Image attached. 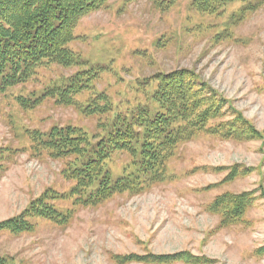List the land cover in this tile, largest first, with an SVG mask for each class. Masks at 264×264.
Masks as SVG:
<instances>
[{"label": "rangeland", "instance_id": "1", "mask_svg": "<svg viewBox=\"0 0 264 264\" xmlns=\"http://www.w3.org/2000/svg\"><path fill=\"white\" fill-rule=\"evenodd\" d=\"M194 1L109 0L75 29L69 49L81 66L44 64L22 83L0 90V223L48 191L68 195L53 202L61 223L33 217L31 230L0 229V257L13 264H163L139 257L189 253L204 259L200 264H264V139L198 134L178 146L163 181L97 207L75 204L74 182L63 176L69 159L32 149L36 130L70 126L97 141L116 117L158 110L153 78L182 69L226 99L223 120L239 112L264 135V0L234 2L218 15L200 14ZM90 69L97 78L75 105L47 97L77 71ZM106 162L113 179L131 171L127 153ZM237 165L249 174L227 182ZM223 167L230 168L218 170ZM245 192L254 194V204L243 221L219 228L220 216L208 206L225 193Z\"/></svg>", "mask_w": 264, "mask_h": 264}, {"label": "trees", "instance_id": "2", "mask_svg": "<svg viewBox=\"0 0 264 264\" xmlns=\"http://www.w3.org/2000/svg\"><path fill=\"white\" fill-rule=\"evenodd\" d=\"M252 0H195L200 14L218 15L234 2ZM109 0H0V90L27 80L44 64L65 68L81 66L69 45L75 37L80 20L104 7ZM100 71V70H99ZM92 70H79L66 83L49 90L47 97L64 105H75V98L91 89L97 78ZM159 88L154 100L158 110L139 109L132 117L118 116L108 132L97 141L88 133L73 127L54 126L48 132H31L32 149L36 154L47 153L54 159L69 162L63 169L65 179L74 182L71 196L78 206L97 207L117 194L145 191L165 179L170 158L181 143L198 134L231 139L239 142L264 139L242 114L225 121L226 99L202 83L192 70L182 69L153 78ZM39 101H36L38 103ZM35 106V105H34ZM102 114L107 109L98 108ZM118 152L131 157L130 173L113 179L107 170V160ZM230 168V167H229ZM222 168L218 170H228ZM241 166L229 169L231 182L247 176L250 169ZM51 190L22 214L0 223L1 230L21 233L33 227L30 219L42 217L53 223L62 216L53 202L66 198ZM64 198V199H65ZM254 204V194L225 193L216 197L208 211L220 216L219 228L240 224ZM145 262L169 264L186 262L200 264L204 259L189 253L172 256L139 257ZM0 264H13L0 257Z\"/></svg>", "mask_w": 264, "mask_h": 264}]
</instances>
